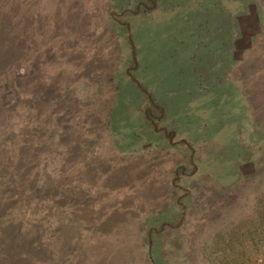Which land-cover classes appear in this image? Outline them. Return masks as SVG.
Masks as SVG:
<instances>
[{
	"label": "rangeland",
	"instance_id": "374dc122",
	"mask_svg": "<svg viewBox=\"0 0 264 264\" xmlns=\"http://www.w3.org/2000/svg\"><path fill=\"white\" fill-rule=\"evenodd\" d=\"M0 60L19 264H264V0H0Z\"/></svg>",
	"mask_w": 264,
	"mask_h": 264
},
{
	"label": "trees",
	"instance_id": "16d2710c",
	"mask_svg": "<svg viewBox=\"0 0 264 264\" xmlns=\"http://www.w3.org/2000/svg\"><path fill=\"white\" fill-rule=\"evenodd\" d=\"M22 46V41L18 42L15 41V46H14V52L15 53H20L19 51H17V49H20L18 47ZM3 50L9 51L11 50L10 47H8V49H4ZM17 51V52H16ZM17 59H14L10 62V64H13V66L15 64H20L22 62L21 60V56H16ZM3 58L5 60H7L9 57L6 58V54H3ZM3 60V59H1ZM1 60H0V66H1ZM18 89L22 90V86H23V78H19L18 79ZM16 81H14L13 83L11 82V86L15 89H17L15 86ZM8 89H10V85L7 86ZM11 91V89L9 90ZM12 93V92H11ZM10 95V94H9ZM35 102L36 100L38 101V103H40V97L36 96L34 98ZM11 103H13V100L11 101ZM15 104H17V110H19L20 112L24 113V111H21V109H23V107L25 108V105L20 102H16ZM20 104V105H19ZM28 105V104H27ZM33 105L30 109H27L29 111H27L28 114V121L30 120V113L34 112L35 109V105L34 104H30ZM19 115V113H18ZM21 119L20 121L22 122L21 124H23L21 127L23 126H27L28 121L27 119H24V117L19 116ZM30 122V121H29ZM22 129V128H21ZM18 129V130H21ZM13 132V131H12ZM12 135H15V133L13 132ZM23 150V149H22ZM14 153L13 155V159L12 162L19 164V167H21L23 165L22 161V156L20 154V152L18 150H13L12 151ZM19 152V153H18ZM10 162V163H12ZM10 181L12 182V180L10 179ZM31 178H29V184L26 185V187H18L21 189H17V187L12 186V184H5L2 185L0 184V264H19L18 262H23V260H20L22 257H25L24 254L26 253H30L29 251H31L32 249H37L36 247L31 246V247H26L27 246V242L24 240V242H21L23 239H19V240H15L13 241V239H11L13 237V235L15 236V233H18L20 235L22 229L26 226L28 229H31L33 234H36L37 228L38 226H31V224L27 223L28 221L26 220L29 215L26 214V209L29 208L30 206L32 208H30L31 212H35L37 211V205H40L41 207L43 206L44 202L43 200H39L38 198L40 197L39 195V188L37 185H34V183H36L35 181L33 182V184H31ZM18 182V181H16ZM5 183V182H4ZM24 192L29 194L28 199L31 200L30 196L33 198L32 200H35V202H28L29 205L28 207L26 206L25 203V207L23 202H21V200L19 199V197H22V195L24 196ZM10 198H12L11 202H10ZM27 223V224H26ZM39 228V227H38ZM38 239V237L36 238ZM20 242L23 244L22 247H20L21 245ZM37 242V241H36ZM17 245H19V248H17ZM25 251H24V248ZM18 249H20V251H18ZM20 257V258H19ZM19 258V259H18ZM36 260V258H34Z\"/></svg>",
	"mask_w": 264,
	"mask_h": 264
}]
</instances>
